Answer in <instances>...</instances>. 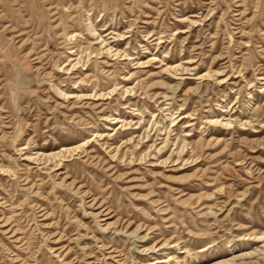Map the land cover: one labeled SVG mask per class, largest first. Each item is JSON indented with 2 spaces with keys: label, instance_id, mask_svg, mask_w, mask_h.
Returning <instances> with one entry per match:
<instances>
[{
  "label": "rangeland",
  "instance_id": "rangeland-1",
  "mask_svg": "<svg viewBox=\"0 0 264 264\" xmlns=\"http://www.w3.org/2000/svg\"><path fill=\"white\" fill-rule=\"evenodd\" d=\"M0 264H264V0H0Z\"/></svg>",
  "mask_w": 264,
  "mask_h": 264
},
{
  "label": "bare ground",
  "instance_id": "bare-ground-1",
  "mask_svg": "<svg viewBox=\"0 0 264 264\" xmlns=\"http://www.w3.org/2000/svg\"><path fill=\"white\" fill-rule=\"evenodd\" d=\"M226 168V167H225ZM86 227V226H85ZM106 228V227H105Z\"/></svg>",
  "mask_w": 264,
  "mask_h": 264
}]
</instances>
